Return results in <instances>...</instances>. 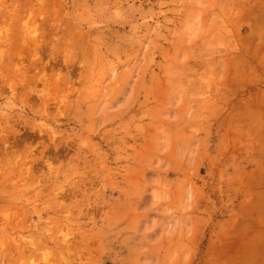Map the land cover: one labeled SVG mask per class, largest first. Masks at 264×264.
<instances>
[{"label":"rangeland","instance_id":"374dc122","mask_svg":"<svg viewBox=\"0 0 264 264\" xmlns=\"http://www.w3.org/2000/svg\"><path fill=\"white\" fill-rule=\"evenodd\" d=\"M239 251L264 259V0H0V264Z\"/></svg>","mask_w":264,"mask_h":264},{"label":"crops","instance_id":"0c3cea01","mask_svg":"<svg viewBox=\"0 0 264 264\" xmlns=\"http://www.w3.org/2000/svg\"><path fill=\"white\" fill-rule=\"evenodd\" d=\"M259 242H256L255 245L248 246L249 249L257 250L260 248H263L258 244ZM262 251H255L251 253V256L249 254H246V256L243 254V252H238V254L231 255L230 258H228L227 264H264V259H262V256L260 254ZM260 256V257H259Z\"/></svg>","mask_w":264,"mask_h":264},{"label":"bare ground","instance_id":"6f19581e","mask_svg":"<svg viewBox=\"0 0 264 264\" xmlns=\"http://www.w3.org/2000/svg\"><path fill=\"white\" fill-rule=\"evenodd\" d=\"M10 217V216H9ZM12 218V217H11ZM13 220H15L14 218H12Z\"/></svg>","mask_w":264,"mask_h":264}]
</instances>
